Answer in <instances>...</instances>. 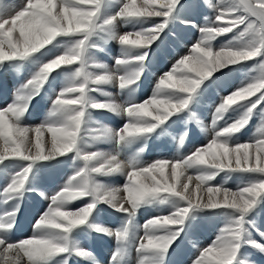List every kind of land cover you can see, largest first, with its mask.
Here are the masks:
<instances>
[{"label":"snow or ice","instance_id":"6c2138e0","mask_svg":"<svg viewBox=\"0 0 264 264\" xmlns=\"http://www.w3.org/2000/svg\"><path fill=\"white\" fill-rule=\"evenodd\" d=\"M85 3L91 5V10L83 7ZM157 3V9L149 7ZM178 3L179 0H144L143 6L137 7L136 0H123L119 11L104 20L103 24L111 25L118 19L136 21L145 20L147 17H163V22L154 23L153 27L136 32L135 40L130 39L131 33L117 37L122 47L136 46L139 49H148L167 26ZM100 5L101 0H26L22 7L9 6L0 9V64L27 58L45 49L58 36L79 37L63 54L56 55L42 64L33 77L22 86L23 89H30V94L24 91L14 93L13 102L0 109V163L5 160L30 162L28 166L14 173L9 182L0 189L3 194L0 202L8 205L9 201H13L22 192L28 182L32 164L65 156L73 151L76 158L83 161V165L76 169L61 190L51 196L47 210L39 216L34 225L33 238L10 242L7 234L15 228L19 204L14 203L0 211V264H24L23 258L27 259V264H50L61 254H64L61 257L65 258L60 264H67V255L70 252L90 260V251L84 248H70L69 245V234L73 229L85 225L100 234L114 236L117 248L111 256V264H117L125 255L123 245L128 241L129 222L114 232L103 225L90 223L97 205L105 203L116 211L131 216L140 204L161 194L178 197L186 206L178 207L170 215L156 217L145 223V234L136 248V252L142 257L140 264H157L158 260L163 259L170 245L182 231L184 220L194 208H225L240 213L231 224L221 229L211 246L200 251L194 264H244L239 260L238 242L241 241L243 215L253 208L259 197L264 196V138L256 139L255 143L245 142L234 146L222 138L246 127L254 109L264 102V91H261L264 90V0H220L217 6L219 11L215 16V21L219 23L210 22L200 29V39L191 49L195 55L184 56L169 72L162 75L150 100L126 105L111 100L97 102L90 96L92 92H102V85L118 82L120 89L128 88L136 83L140 75L139 69L118 74L121 72L108 71L102 64L91 65L93 68L103 69L102 74L87 70L89 66L85 60V52L88 39L96 27ZM17 30L19 35L14 40L13 33ZM230 32H236L241 40L246 38V42L238 46L230 44L213 52L211 42L216 37ZM146 57L147 51H144L137 56L119 57L115 64L122 69L127 65L141 64ZM256 57L261 58V75L223 100L215 110L213 126L227 111L234 108V105L236 107L247 104L245 112L231 124L216 131L211 142L206 147L197 149L192 155L174 162L160 159L143 167L136 166L134 161L125 165L115 155L82 151L78 147L85 130L88 109L107 110L127 116L128 122L115 133L119 142L144 136L152 133L174 113L185 110L202 81L218 69ZM73 64L79 65L74 70V82H70L53 99L49 114L51 118L34 128L21 126L18 121L49 75L62 66ZM193 65L198 66L199 70ZM184 68H187L188 72H184ZM193 71L197 73L195 78L188 74ZM174 79L177 84L170 83ZM257 92L260 94L255 100L248 99ZM72 94L73 98H65ZM102 94L109 95L106 92ZM171 94H182L183 98L173 99ZM238 100L247 103L237 104ZM151 108L162 110L154 114ZM45 132L50 134V140L45 139ZM88 133L93 140L112 135L107 128L91 131L88 129ZM261 136L264 137V129L261 130ZM180 142L184 143V136H181ZM49 143L50 147L47 146ZM125 167L131 170L126 173L128 182L122 190L106 187L93 180L95 175L124 174ZM169 167L170 176L166 175L165 171ZM189 168L215 169L217 172H247L254 174L256 179L240 187L238 191H231L222 186H207L216 172L200 173L195 177L188 175L185 180H181L180 177L184 176ZM156 173H159V176ZM141 177H150L151 183H143ZM193 179L197 183L195 188L190 189L189 185ZM202 188L207 192V201L197 195ZM121 191L124 193L123 197L119 195ZM81 197H88L90 202L78 210H64L68 203ZM125 202L128 207L124 206ZM169 225L178 227L169 230L166 235L156 234L158 229H170ZM248 243L256 250L264 252V245L259 242Z\"/></svg>","mask_w":264,"mask_h":264},{"label":"rangeland","instance_id":"374dc122","mask_svg":"<svg viewBox=\"0 0 264 264\" xmlns=\"http://www.w3.org/2000/svg\"><path fill=\"white\" fill-rule=\"evenodd\" d=\"M122 2L123 0H101V5H100L97 21H96V27L94 28L92 35L88 39V41L90 42V51L88 50V47H87L86 52H85V60H86L87 65L89 66L87 70L93 73L98 72L99 74H101L100 71H102V69L91 67V65L93 64L101 63V61L98 60L97 58L98 54L100 56L108 58L110 61V62H107V64L104 62L101 64L102 65L104 64L108 70H111L112 68V70L114 71L115 67L118 68L115 64V60L117 58L121 56H125V57L137 56L141 54L142 52L147 51V57L141 64L130 65L131 67L127 65V66H124V68L122 69L119 68V70H115L117 72H122V71H131L133 69H139L140 75L135 84L123 90L119 88L118 82L113 83L111 85H106L107 87L111 86L112 88L114 86L118 87V91L123 93V95H116V98H118V100L121 101L122 104L134 103V101H136V103H142L145 100H150L152 98L160 77L164 75L165 73L169 72L173 68V66L177 63L178 60H180L186 55H195L194 53L191 52V49L200 39V29L208 25L210 22L219 23L215 21V16L218 14V11H219L217 6L219 5L220 0H179V3L176 6L171 18L169 19L167 26L159 34V38L155 42H153V44L149 46L148 49H139L136 46H129V48L122 47L121 44L117 40V36L131 33L132 35L130 36V39L135 40L137 39L135 35L136 32L141 31L142 29L151 28L153 27L154 23L163 22V17H147L145 18V20H136V21L118 19L117 21H115V23L105 26L103 24V21L115 15V13L119 11L120 7L122 6L121 5ZM124 2H128V0H124ZM136 2L138 3V4L136 3L138 5L137 7H142L144 4V0L143 1L136 0ZM7 4H8V7L9 6L13 7L11 2H8ZM210 5L212 7H210ZM83 7L86 10H91V5L88 3H85ZM149 7L155 10L159 7V4L157 3L155 5H149ZM115 30L119 32L118 35L114 33ZM99 34H101L102 36L99 37ZM76 39H79V37L58 36L48 46L51 49L55 45L53 47V50L51 49V54H53V56L63 54V52L68 47H70ZM244 42H246V38L244 40H241L237 37L236 32H230V33L216 37L211 42V46L213 48V52H215V51H219L224 46H228L230 44L232 46H238ZM101 44L104 47L103 49H101ZM93 55L97 59L93 57ZM52 58L54 57L50 56L46 58V60L42 61L40 52H36L27 58L14 59L11 61L4 62L3 64H0V71L5 66H6L5 68L7 69V70H3V73L1 74L3 78V83L10 84L11 81L13 80L12 78L13 73L17 79L25 80L27 82L38 71V66H37L38 64H40L41 66L42 64H44L45 61L47 62V60L49 61ZM260 59L261 58L256 57L249 61L241 62L235 65H226L224 68L218 69L210 77L202 81L200 86L197 88L196 92L192 95L191 101L185 110L178 112V113H174L171 117H169L168 120L160 124L152 133L144 135V136L136 137L134 139H129V141H132L135 143V147H134L135 150L139 153L142 152L141 160L143 159V152L148 147V144H149V147L151 148H147V149L149 150L151 149V151L154 150L153 152H156L158 154H164V158L162 159L168 160L170 162H174L176 160L175 156H179L180 152H181V155L179 157L181 158L184 156L183 158H186L192 155V152H195L197 149L201 147H206L207 144L209 143L208 140H206L207 137L211 136V140H212L216 131H219L223 127L227 126L228 124H231L245 112L247 104L238 105L236 107L234 105L232 106L234 108H231L229 111H227L223 115V118L220 121H218L215 126H213V116H214L215 110L223 102V100L232 92L237 91L242 87H246L249 83L254 82V78L261 75V70L259 68ZM32 62H35V66L32 69H30L29 64ZM78 66H79L78 64H73V65H68V66H62L63 67L62 70L56 69L53 73L49 75L43 87L49 84L53 86H56V85L59 86L58 83L62 82L63 77L66 81L65 82L66 84L67 83L69 84V82H74L73 81L74 70H75V67H78ZM193 67L197 68V71L199 70L198 66L193 65ZM183 71L188 72V69L184 68ZM188 74L192 76L193 78H195L197 73L196 71H193ZM170 83L177 84V80L174 79ZM226 85L227 87L225 88ZM107 87L106 89L108 91L109 89ZM101 88H102V92H106L109 95L107 96L103 95L101 92L102 95L95 96V99L90 95L92 99L96 100L97 102H106L111 99H112L111 101L113 102L117 101L115 97L113 96V94L111 93L112 91L107 92L105 89H103V85L101 86ZM139 91H141L143 94L138 95ZM261 91H264V90H261ZM6 94L8 95L9 93L7 92ZM259 94L260 93L257 92L255 95L249 97L248 99L255 100L256 97L259 96ZM56 95H54V98ZM73 95L74 94H72V98H73ZM171 95L173 99H176L178 97L183 98L182 94H171ZM103 96H104V99H103ZM105 96L107 98L109 97L110 98L105 100L106 99ZM158 98L163 99V97H158ZM119 101H117L116 103H119ZM243 103H247V101H239V100L237 101V104H243ZM262 109H264V102L259 104L257 108L254 109L253 114L251 115V119L249 120L246 127L241 129L239 132L232 134L228 137H224L222 139H225L229 145L234 146L235 144L245 143V142L255 143L256 139L264 138L261 136V130L264 129V110ZM151 110L155 114V110H153V108ZM108 112L109 111L107 110H103L101 112V116H99L100 120L112 119L111 114H110L111 112L109 113ZM122 115L124 114H118V115L116 114V118L118 117L119 119V120L117 119L116 122L122 121L121 120ZM148 119H150V117H148ZM127 122H128V118L125 123ZM125 123H120V125L117 126L119 128H117L115 132L121 129ZM19 124L21 126H24L23 123H19ZM207 126H210V128H208ZM94 128L96 129V127ZM172 129H175V131ZM86 133L88 132L82 133L84 135V136L82 135V139L86 141H89V139L91 140V138ZM181 136H184L183 144H181L180 142ZM159 140H161L162 142ZM81 144L82 143L80 142L78 147ZM87 148H88V151H100L97 148L92 147L90 145H87ZM100 148L102 149V145ZM108 152H110L111 155H114V153L111 152V148L110 150L108 149ZM117 158L119 161H121L125 165L128 163L127 160H122V158L120 157H117ZM145 158L143 160H145ZM76 160H79V159L76 158ZM157 160H158L157 158L147 159L145 162H141V163L137 162V165L140 164V166H142V164L144 163L143 167H145L146 165H149ZM135 161L136 160H134V162ZM48 164H49L48 169L40 168V171H43L44 173L48 172L49 174L50 168L52 166L50 163ZM78 164H80L81 166L83 165V163L77 162L78 168L80 166ZM125 169H126V172L131 170L126 167ZM187 172L188 173L193 172L195 176L200 173L212 174L213 172H216L214 178L208 182L207 186L208 187L222 186L231 191H238L240 187L246 186L249 182L256 179L254 174L247 173V172H240V171H218L217 172V170L215 169L189 168L187 169L185 173L187 174ZM38 173L39 172L35 170L32 176L33 178L32 182L36 183L37 187L40 190H42L45 197H51L52 195H54L57 191L61 189L60 188L57 191L52 190L49 193L45 185L42 183ZM100 176L101 175L97 177V182L105 183V179L102 180ZM108 176H111L109 178H116L115 180H118V178L123 177L122 175H120V173H114ZM124 178L128 180V178L126 177ZM38 181H41L42 185H40ZM123 181L125 180L123 179ZM63 184H64V181L62 180L60 181V183L56 185V187H59ZM29 185L30 184H26L24 187H26V189H28L29 191L40 195L37 191L31 190L29 188ZM77 201H80V200L77 199ZM85 201H90V200L87 197ZM31 203L37 204L32 201ZM86 203L88 202L81 201L77 207L66 205L65 208L69 210H72V209L78 210L80 207H83L84 205H86ZM151 203H153L155 207H157V205L161 206L162 204L164 205L167 204L165 206V209L159 208L158 213L161 216L170 215L178 207L186 206V203L184 201L180 200L178 197L170 196L168 194H161L160 196L149 199L140 205L141 206L143 205L145 207L147 204H151ZM101 204L102 205L104 204L105 206L102 209L103 211L107 210L106 207L107 208L110 207V206H107V204L105 203H101ZM98 210L100 211V204H99ZM114 210L115 209L113 208V211ZM210 213H216L217 214L215 216L216 219L210 216L209 215ZM198 214H200V216H198ZM101 215L106 218L108 217L107 213L106 214L102 213ZM239 216H240V213L234 210L225 209V208H217V209L194 208L192 209L189 212L186 219L184 220L183 225L181 226L182 231H180L179 235L175 238L173 243L170 245V248L168 249L167 253L164 255L162 261L158 260L159 263L158 262L157 263L163 264L164 260H166V256L171 252L172 245L178 242L186 243L189 239L190 234L193 233L194 230L202 231L203 227H210V230L212 231L213 236L207 240L202 235L201 238L195 242L198 250L196 252L194 260L189 263V264H194V261L199 257L200 251H202L206 247L211 246L213 241L220 234L221 229H223L226 225L231 224ZM157 217H159V215ZM91 219L92 217L90 218V221H89L90 223L97 224L95 221L91 222L92 221ZM204 219L205 221L203 222ZM17 222L18 221H16L15 223ZM106 222L107 221H104L105 225L103 224H98V225H103L106 227ZM202 223L203 225H206V226H202ZM144 225L139 226V231L141 232V234L137 235V240L139 241V243H141L140 238L143 237L145 234V233H142L144 229ZM176 227L178 226H175L172 229L170 228L168 229V231L175 230ZM20 228L22 229V231H24L22 234L23 236L24 235L26 236L25 237L26 239L32 237L31 230L30 231L24 230V226L22 227L20 226ZM86 228L87 229H85L84 231L82 230L83 226H79L73 229V231L69 234L70 248H73L72 246L74 245V246H77L78 248L85 249V247L83 245H80L78 242H76L75 239H79L80 241L85 240L86 234L89 235L88 233H85L86 230H89V227H86ZM107 228L110 229L111 227L108 226ZM158 232H156V234ZM14 233L15 231L13 229L11 232L7 234V239L11 242L12 241L19 242L18 240H15L13 238ZM96 233H97L96 235L92 236V241L95 242L97 245H99V247H103V249L108 254V252L112 249L113 246H109V248H105L104 244L101 242L102 238L100 236V233L98 232ZM128 233H129L128 234L129 237L130 235L132 237L134 234V231H131V232L129 231ZM262 234H264V196L259 197L254 203L253 208L243 215L241 241L238 243L240 244L239 260H242L244 264H264V252L256 250L254 247H251L248 243L249 241H256V242H259L261 245H264V239H262ZM108 237L110 236L105 235L103 238H108ZM136 248L134 250V253L137 256H139L140 254L136 252ZM69 255L71 257L70 259L67 260V264H79V261L84 262L86 260L85 258L72 255L71 252L67 256ZM128 255H129V250H126L124 257H127ZM61 256H64V254H61ZM61 256L56 257V259L51 261L50 264H59L57 263V259L65 258ZM76 258H79V260L77 261ZM139 259L141 260L142 257L140 256ZM90 262H91L90 264H100V262H97V261L91 260Z\"/></svg>","mask_w":264,"mask_h":264},{"label":"bare ground","instance_id":"6f19581e","mask_svg":"<svg viewBox=\"0 0 264 264\" xmlns=\"http://www.w3.org/2000/svg\"><path fill=\"white\" fill-rule=\"evenodd\" d=\"M139 1V0H138ZM143 1V0H142ZM7 3H8V1H7ZM137 3V2H136ZM138 4V3H137ZM136 4V5H137ZM138 6V5H137ZM140 6H141V4H140ZM8 7V6H7ZM121 28V27H120ZM122 29V28H121ZM114 33L116 34V35H118L119 34V32L118 31H114ZM18 35H19V33H18V30L16 31V32H14L13 33V38H14V40H15V38H17L18 37ZM118 37V36H117ZM54 47V46H53ZM6 50H7V48H6ZM52 53H54V52H52ZM62 53V52H61ZM56 54V53H55ZM116 55V54H115ZM50 56V55H49ZM51 56L52 57H54L53 56V54H51ZM56 56V55H55ZM121 57H125V56H121ZM45 59H43L42 61H44V60H46V58H48V56H45L44 57ZM47 62H48V60H47ZM100 62V61H99ZM44 63H46V61L44 62ZM101 63H103L102 61H101ZM100 63V64H101ZM104 65V64H103ZM105 66V65H104ZM130 66V65H129ZM6 67V66H5ZM131 67V66H130ZM63 68V67H62ZM124 68V67H123ZM127 69V68H126ZM222 69V68H221ZM115 70H119V68H116L115 67V69H114V71ZM129 70V69H128ZM102 71H103V69H102ZM108 71H112V72H114L113 70H112V68H111V70H108ZM63 72V71H62ZM101 72V71H100ZM123 72V71H122ZM120 73V74H123V73ZM29 74H30V72H29ZM99 74V73H98ZM101 74H102V72H101ZM30 76H32V75H30ZM17 79V78H16ZM70 83V82H69ZM4 84V83H3ZM25 84V82H23L22 83V85H21V88H20V90L21 91H24L25 93H28V92H30V89H23L22 88V86ZM59 84V83H58ZM69 84L67 83H64V85L62 86V87H60L59 89H58V93L60 92V91H62L63 90V88H65V87H67ZM60 86V85H59ZM101 87V86H100ZM7 93V92H6ZM71 96V97H70ZM70 96H67V98H72V95H70ZM66 98V97H65ZM105 100H107V99H109V98H107L106 96H105ZM112 100V99H111ZM117 102V101H116ZM120 104H122L121 103V101L119 102ZM126 105V104H125ZM152 109V108H151ZM150 109V110H151ZM153 110H155V114L159 111V110H162V109H156V108H153ZM103 111V110H102ZM152 111V110H151ZM106 113V112H105ZM109 113V112H108ZM107 114V113H106ZM111 114V113H110ZM87 115H88V111H87ZM118 115V114H117ZM107 116V115H106ZM109 117V116H108ZM110 118V117H109ZM50 119V118H49ZM49 119H44V118H37V121L38 122H36V123H33V124H27V125H24V127H29V128H34V127H36V126H38V125H40L42 122H45V121H47V120H49ZM100 119V118H99ZM117 119H118V117H117ZM119 120V119H118ZM121 121V120H120ZM89 122L86 120V125H85V130H84V132L83 133H85V132H88V129H90V131L92 130V128L93 129H95L92 125H90V124H88ZM123 125V124H122ZM121 125V126H122ZM172 127V126H171ZM197 127V126H196ZM195 127V128H196ZM208 128H210V126H207ZM98 128H102V127H96V129H98ZM119 128V127H118ZM107 129H109L110 131L112 130L111 128H107ZM120 130V129H119ZM172 130H174L175 131V129H172ZM176 132H177V130H176ZM173 133V132H172ZM89 137H90V135L88 134V133H86ZM85 134V135H86ZM83 135V134H82ZM44 136H45V139L46 140H50V134H48L47 132H45V134H44ZM84 136V135H83ZM89 137H88V139H89ZM108 137H110V136H108ZM172 139H173V137H172ZM206 140H208V142L210 143L211 142V136H209V137H207V139ZM253 140V139H252ZM111 139L110 138H107V137H105V138H103V139H100V140H93V139H89V141H86V140H83L82 139V136H81V145L79 146V148L82 150V151H88V148H87V145H90V146H92V147H95V148H97L98 150H100L99 152H103V153H105V154H110L111 155V153L110 152H108V149H109V147H110V143H111ZM159 141H161V140H159ZM88 142H90V143H88ZM162 142V141H161ZM194 142H195V140H194ZM198 144V143H197ZM102 145V149L101 148H98L97 146H101ZM155 145V144H154ZM48 147H50V143L47 145ZM153 146V145H152ZM159 146V145H158ZM104 147V148H103ZM153 149V148H152ZM181 149V148H180ZM190 149V148H189ZM151 150V149H150ZM156 150V149H155ZM161 150V149H160ZM159 150V151H160ZM194 150V149H193ZM196 150V149H195ZM154 151V150H153ZM152 151V152H153ZM72 154H74V160H72V159H69L68 160V162H60L59 160H58V158H54V160H52V161H50L49 163L51 164V166H52V164L54 163V162H57L58 164H60V166L62 167V171L59 173L58 172V170L57 169H55V168H50V171H49V174H48V172H43V171H40V168L39 169H37V172H39L38 174H39V177H40V179H41V181H42V183L45 185V187H46V189H47V191L50 193L52 190H54V191H57V190H59L60 188H62L63 187V185L67 182V180L69 179V177H71L72 175H74V173H75V171H76V169H78V167H77V162L78 163H83V161H81L80 159V161L79 160H76V153L75 152H71ZM139 153V152H138ZM144 153V152H143ZM194 152H192V154H193ZM180 155H181V152H180ZM179 155V156H180ZM190 155V154H189ZM179 156H175V159L177 160V159H181V158H183V157H179ZM142 157V156H141ZM121 158V157H120ZM152 159V158H151ZM159 160V159H158ZM132 161H134V160H132ZM141 161H143V159L141 160ZM153 162V161H152ZM136 163V162H135ZM154 163V162H153ZM144 164V163H143ZM143 164H142V166H143ZM152 164V163H151ZM67 165H68V170H70L69 172H66V167H67ZM78 165H80V164H78ZM150 165V164H149ZM149 165H144L145 167H147V166H149ZM137 166H140V164H138ZM79 167H81V165L79 166ZM49 168V164H46L44 167H43V169H48ZM130 171V170H129ZM166 175H169L170 176V167L169 168H167L166 170ZM206 171V170H205ZM197 172V171H196ZM126 169L124 170V174L123 173H120V175H122L123 177H121V178H118V180H115L116 178H109V177H111V176H108V175H106V176H104V175H101L100 176V178L102 179V180H104L105 179V183H100V184H102V185H104V186H106V187H112V188H119V189H123V186L125 185V183H127L128 182V180H126L124 177H126V178H128L127 177V175H126ZM187 174L188 175H191V176H193V177H195V174L192 172V173H188L187 172ZM186 173H185V175L184 176H182V177H180V179L181 180H185V178H186V176H188ZM116 175V174H115ZM156 175L157 176H159V173H156ZM97 177H99V175H95V176H93V180L95 181V182H97ZM123 178L125 179V181H123ZM64 181V184L63 185H61V186H59V187H56V185L58 184V183H60V181ZM140 180L143 182V183H147V184H150L151 183V179H150V177L149 178H147V179H145L144 177H141L140 178ZM41 181H38V183L40 184V185H42L41 184ZM97 183H99V182H97ZM196 183H197V181L195 180V179H193L192 180V182L190 183V185H189V187H190V189L191 188H195V185H196ZM179 186V185H178ZM4 187V184H2V185H0V189H2ZM42 187H44V186H42ZM29 188L31 189V190H35V191H37L40 195H38V194H35V193H33V192H31V191H29L28 189H26V187H24V189L22 190V202H23V205H22V210L24 211V210H26L27 208H32V210L34 211V214L35 215H38V214H43V212L44 211H46L47 210V208H48V206H49V204L51 203V197H45L44 196V194H43V192H42V190H40L38 187H37V185H36V183H34V182H32L30 185H29ZM61 190V189H60ZM59 190V191H60ZM58 192V191H57ZM56 192V193H57ZM41 193L43 194V195H41ZM55 193V194H56ZM2 194V192H0V195ZM54 194V195H55ZM119 195L121 196V197H123L124 196V193H123V191H121L120 193H119ZM197 195L198 196H202V199L204 200V201H207V192L204 190V189H201V191L199 192V193H197ZM87 198V197H86ZM43 199V200H42ZM30 200V201H29ZM79 200L80 201H77V200H72L70 203H68L67 205H70V206H75V207H77L79 204H80V202L82 201V197L81 198H79ZM31 201L32 202H34V203H37V204H33V203H31ZM85 202H90V201H85ZM40 203V204H39ZM78 204V205H75V204ZM108 206V205H107ZM125 207H128V205H127V203L125 202V205H124ZM105 206H104V204L102 205V204H100V211L102 212V213H104V214H106L107 213V210H105V211H103L102 209L104 208ZM97 208H99V204L97 205ZM160 208H164L165 209V205L163 204ZM5 209H7V207L6 208H4L2 211H4ZM106 209H107V207H106ZM137 209V208H136ZM64 210H68V211H74V209H72V210H69V209H67V208H65ZM158 212V211H157ZM119 215V217H121L122 218V220H124L128 215H126L125 213H123V212H119V211H116V210H114L113 211V215ZM159 215V217L161 216L159 213H157V215L156 216H153V217H151L150 219L148 218V217H144L143 218V221H140V222H142V224H140V225H144L147 221H149V220H151V219H153V218H156L157 216ZM162 217V216H161ZM26 218H29V215L28 214H26ZM110 220H112V218H110ZM107 222H108V224H107ZM106 222V227H111L113 224L110 222V221H107ZM34 223V222H33ZM35 224V223H34ZM169 227H171V229L172 228H174L175 227V225H169ZM83 230V229H82ZM14 231H15V233L13 234V238L15 239V240H18V241H21V240H24V239H26L25 237H23V232H21L18 228H15L14 229ZM78 231V230H77ZM84 231V230H83ZM142 231V230H141ZM159 231V232H158ZM163 231V232H162ZM79 232V231H78ZM131 232V231H130ZM157 234L158 235H166L167 234V232H168V229H158L157 230ZM82 233V232H81ZM133 233V232H132ZM31 236H33V234H34V230L33 229H31ZM89 234V233H88ZM129 234V233H128ZM76 235H77V233H76ZM79 235V234H78ZM89 236V235H88ZM81 237V236H80ZM130 237H131V235H130ZM83 238V237H82ZM86 238V237H85ZM27 239H30V238H27ZM79 240V239H78ZM91 240H92V238H91ZM70 242V241H69ZM146 242V241H145ZM95 243V242H94ZM74 244V243H73ZM96 244V243H95ZM70 245V244H69ZM72 245V244H71ZM73 248H78L77 246H72ZM93 247V249H96V245L95 246H92ZM138 247V246H137ZM99 249L101 250V252H102V254H104V255H107V256H111L112 254H113V252L116 250V247H112V249L108 252V254L106 253V251L103 249V247H99ZM22 255V254H21ZM70 255L69 256H67V260L68 259H70ZM140 257V256H139ZM138 257H136V259H137ZM64 258H62V259H59V261H58V263L60 264V261L61 260H63ZM78 260H79V258H77ZM23 260H24V264H27V259L26 258H23ZM97 261V262H99V260L97 259V258H95L93 255H92V257H91V259L90 260H85L82 264H90L91 262L90 261ZM141 261V260H140ZM140 261L137 263V264H140ZM162 261V260H161ZM158 262V261H157ZM159 263V262H158ZM157 263V264H158ZM134 264H136V262L134 263ZM189 264V263H188Z\"/></svg>","mask_w":264,"mask_h":264}]
</instances>
